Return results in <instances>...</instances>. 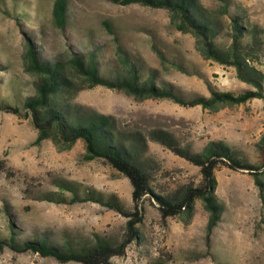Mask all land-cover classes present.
Listing matches in <instances>:
<instances>
[{"label":"rangeland","instance_id":"1","mask_svg":"<svg viewBox=\"0 0 264 264\" xmlns=\"http://www.w3.org/2000/svg\"><path fill=\"white\" fill-rule=\"evenodd\" d=\"M31 27L16 20L12 0H0V50L11 64V72H0V95L20 109V115L0 112V232L7 233L9 217L24 230L54 239L89 240L97 235L114 245L126 238L128 218L97 202L54 203L39 198L44 192L69 191L60 184L89 188L103 196L114 195L128 210H133L132 187L123 175L103 159H84V145L76 141L61 149L51 140L36 143L37 130L25 114L19 99L34 93L35 77L24 71L22 55L26 38L34 36L48 54H62L66 44L89 47L92 36L103 45L104 58L115 59V43L102 21L111 23L121 46L137 57L157 76L169 83L185 99L209 96V86L237 94L251 88L239 81L234 68L203 59L194 38L177 31L168 12L139 4L120 5L111 0H69V26L56 29L50 19L53 0H27ZM220 27L219 41L227 42L229 20L222 0H197ZM230 13L243 15L264 37V0H226ZM37 24H42L39 32ZM166 55L161 61L152 46ZM172 61L179 62L183 70ZM264 72V56L256 64ZM15 77L17 84H11ZM67 94L70 103L110 115L116 129L128 136L135 132L145 137L144 160L156 193L171 194L184 186H197L199 168L150 138L162 130L175 142L200 153L211 141H220L250 165H260L258 141L264 135V110L260 99L223 107L217 111L201 106H182L169 99H135L122 91L103 86L87 88L76 78ZM262 168L260 171H263ZM215 195L222 214L210 236L206 235L208 213L195 200L192 216L161 218L151 199L142 201V220L137 224L140 240L126 246L110 264H264V204L253 176L246 170H233L219 164L214 170ZM264 180V173L262 174ZM6 208L10 216L6 213ZM0 264H79L59 262L37 253H17L7 247L0 251Z\"/></svg>","mask_w":264,"mask_h":264},{"label":"trees","instance_id":"2","mask_svg":"<svg viewBox=\"0 0 264 264\" xmlns=\"http://www.w3.org/2000/svg\"><path fill=\"white\" fill-rule=\"evenodd\" d=\"M127 6H141L164 9L168 12L170 23L181 32L194 38V46L203 59L211 60L223 66L234 68L239 81L251 88L234 94L221 92L209 86V96L195 95L189 99L180 96L167 82L160 79L156 71L145 67L137 57L129 54L120 44L119 37L110 22L102 25L115 43V59L104 58L102 44L98 45L93 37L88 39V46L79 44L76 48L66 44L62 54H48L39 46L32 34L26 38L22 55L24 71L35 77L34 93L20 98L25 114L32 120L37 130L36 143L49 139L61 149L70 148L76 141L84 145V159H103L114 170L129 181L132 192L133 210H126L114 195L103 196L93 189H76L71 183H61L62 189L69 191L44 192L39 198L54 203H75L92 201L100 203L125 216L126 238L114 245L97 235L89 240H60L35 231L24 233V230L9 217L7 233L0 232V251L7 247L17 253L33 252L43 257H52L59 262L74 261L79 264H110L109 260L121 256L128 244L140 240L137 224L142 220V201L151 199L158 208L161 218L185 215L192 216L195 200L202 202L208 213L206 235L210 236L220 221L222 206L215 195L216 180L214 170L225 165L233 170H246L252 176L259 189L264 204V135L258 141L260 165H250L237 156L220 141H211L200 153L179 146L174 137L162 130L152 131L153 140L197 166L201 175L197 186H184L171 194L156 193L152 185V176L144 160L146 154L145 137L135 132L123 136L115 127L110 115L75 105L68 101L67 94L78 83L76 78L87 88L103 86L122 91L135 99H169L182 106H201L203 109L217 111L223 107L244 104L252 99H260L264 110V72L256 65L264 56V37L257 27L243 15L230 13V3L222 0V8L229 20L227 42L221 43L220 27L214 17L199 4L197 0H111ZM14 18L31 27L30 4L27 0H12ZM50 19L53 26L65 32L69 26V0H53ZM42 32V24H37ZM161 61L166 55L156 44L152 46ZM172 63L183 70L179 62ZM11 64L4 52L0 50V72H11ZM17 78H10L11 84H17ZM0 75V86H3ZM0 112L20 115V109L11 105L0 95ZM7 215L10 216L6 208Z\"/></svg>","mask_w":264,"mask_h":264}]
</instances>
